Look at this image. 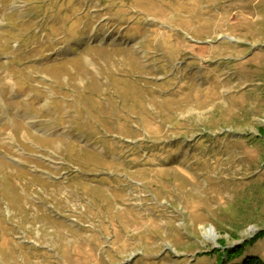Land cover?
I'll use <instances>...</instances> for the list:
<instances>
[{"label":"rangeland","instance_id":"obj_1","mask_svg":"<svg viewBox=\"0 0 264 264\" xmlns=\"http://www.w3.org/2000/svg\"><path fill=\"white\" fill-rule=\"evenodd\" d=\"M161 1L0 0V264L264 260V0Z\"/></svg>","mask_w":264,"mask_h":264},{"label":"trees","instance_id":"obj_2","mask_svg":"<svg viewBox=\"0 0 264 264\" xmlns=\"http://www.w3.org/2000/svg\"><path fill=\"white\" fill-rule=\"evenodd\" d=\"M262 131V134H264V128L261 129ZM259 235H264V231L260 232ZM246 244L244 245H239L236 250L234 251H238V253L242 252L241 251V247L242 246H245ZM243 248V247H242ZM226 252L229 254L230 257H235L238 253L236 252H233L231 250H226ZM221 264H224V261L221 262ZM235 264H264V260H262L261 258L257 257V256H248V257H245L244 259L242 260H239V262H235Z\"/></svg>","mask_w":264,"mask_h":264},{"label":"bare ground","instance_id":"obj_3","mask_svg":"<svg viewBox=\"0 0 264 264\" xmlns=\"http://www.w3.org/2000/svg\"><path fill=\"white\" fill-rule=\"evenodd\" d=\"M147 1H148V2H149V1H153V2L158 3V4H160V5H165V4H163V1H161V0H147ZM156 1H157V2H156ZM189 3L193 4V0H189ZM72 25H73V26H76V25H77V22L74 21ZM153 33H155V31H154Z\"/></svg>","mask_w":264,"mask_h":264}]
</instances>
